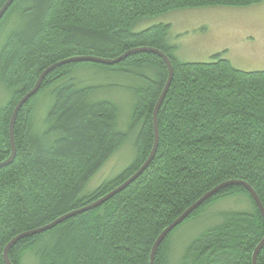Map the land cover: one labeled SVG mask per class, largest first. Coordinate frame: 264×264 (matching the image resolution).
<instances>
[{
  "label": "trees",
  "instance_id": "trees-1",
  "mask_svg": "<svg viewBox=\"0 0 264 264\" xmlns=\"http://www.w3.org/2000/svg\"><path fill=\"white\" fill-rule=\"evenodd\" d=\"M7 0H0V9ZM263 0H15L0 19V162L12 152L10 121L20 101L50 66L76 56L115 59L137 47L166 53L174 75L158 113L153 160L125 189L100 206L51 229L18 240L13 264H150L161 232L206 193L243 181L264 206V70L236 68L222 53L209 62L180 61L168 43L170 24L136 30L141 18L199 7H248ZM17 23L9 28L11 23ZM115 70L139 81L125 128L116 103L92 98L93 87L74 76L81 65ZM165 60L135 53L114 64L91 61L57 66L20 109L16 155L0 167V264L16 236L81 209L135 174L155 143L154 111L168 81ZM42 111L43 118L39 115ZM39 120V121H38ZM134 139L135 156L118 174L87 191L93 177ZM241 196L246 212L222 215L186 247L179 264H253L264 238V217L248 189L230 184L174 228L154 264H170L172 235L212 204ZM257 264H264V246Z\"/></svg>",
  "mask_w": 264,
  "mask_h": 264
},
{
  "label": "rangeland",
  "instance_id": "rangeland-1",
  "mask_svg": "<svg viewBox=\"0 0 264 264\" xmlns=\"http://www.w3.org/2000/svg\"><path fill=\"white\" fill-rule=\"evenodd\" d=\"M17 23L13 22L9 28ZM170 24L168 43L176 47L180 61L209 62L217 53L242 70H264V0L248 7H199L177 9L150 18H141L136 30ZM6 32L0 35V48ZM82 86L94 88L92 98L113 101L119 108V123L125 128L132 110L134 96L131 88L139 81L115 70H103L94 65H81L74 73ZM7 100V91L0 87V106ZM41 120L42 111H39ZM38 120V121H39ZM130 136L119 150L93 177L87 191L122 171L134 158V139ZM251 209L244 197L220 200L206 209L203 216L188 220L172 235L170 264H179L189 243L207 228L221 222L222 215Z\"/></svg>",
  "mask_w": 264,
  "mask_h": 264
},
{
  "label": "water",
  "instance_id": "water-1",
  "mask_svg": "<svg viewBox=\"0 0 264 264\" xmlns=\"http://www.w3.org/2000/svg\"><path fill=\"white\" fill-rule=\"evenodd\" d=\"M15 0H7L5 2V4L3 5V7L0 9V19L4 16V14L6 13V11L8 10V8L11 6V4L14 2ZM140 52H153L158 54L159 56H161L169 69V77H168V81L163 89V92L157 102V105L155 107V111H154V128H155V143H154V147L153 150L150 154V156L148 157V159L146 160V162L142 165V167L135 173L133 174L129 179H127L124 183H122L120 186L116 187L114 190H112L111 192H109L108 194L104 195L103 197H101L100 199L96 200L95 202L81 208L78 210H74L72 212H69L65 215H63L62 217L56 219L55 221H53L52 223H49L43 227H40L38 229H35L33 231H28L25 233H22L18 236H16L15 238H13L5 247L4 250V260L6 262V264H13L12 261L10 260L9 257V251L10 248L21 238L35 234V233H40L43 231H46L48 229L53 228L54 226H56L57 224H59L60 222L75 216L76 214L82 213L84 211L87 210H91L94 209L98 206H100L101 204H103L105 201H107L108 199H110L111 197H113L115 194H117L118 192L122 191L123 189H125L129 184H131L134 180H136L142 173L143 171L148 167V165L150 164V162L153 160L156 151H157V147H158V142H159V124H158V113H159V109L160 106L168 92V89L170 87V84L172 82L173 79V75H174V68H173V64L171 62L170 57L164 53L161 50L155 49V48H151V47H137V48H133L130 49L128 51H126L124 54H122L121 56L115 58V59H105V58H101V57H97V56H76V57H72L69 59H66L64 61H60L58 63L53 64L52 66H50L49 68H47L39 77L38 81L36 82L35 86L33 89H31L28 93H26V95H24L20 101L18 102V104L16 105L12 117H11V121H10V131H9V135H10V143H11V155L3 162H0V167L5 166L9 163H11L16 155V141H15V122L17 119V115L20 111V109L22 108V106L32 97L34 96L38 90L41 87L42 81L45 78V76L52 71L54 68H56L57 66H60L62 64L65 63H71V62H85V61H91V62H96V63H101V64H106V65H114L117 64L121 61H123L124 59H126L127 57H129L132 54L135 53H140ZM230 184H242L244 185L248 191L251 193L252 197L254 198V200L256 201L263 217H264V206L257 194V192L253 189V187L251 185H249L246 182L243 181H228L225 182L217 187H215L214 189H212L211 191H209L208 193H206L203 197H201L196 203H194L191 207H189L180 217H178L172 224H170L166 229H164L161 234L158 236L157 240L154 243V246L152 248L151 251V257H150V264H154L155 261V256L158 250V247L160 246V244L163 242V240L167 237V235L174 229L176 228L179 224H181L191 213H193L197 208H199L202 204H204L213 194H215L219 189H221L224 186L230 185ZM264 246V238L262 239V241L259 243V245L256 247L254 254H253V264H257V258H258V254L260 252V250L262 249V247Z\"/></svg>",
  "mask_w": 264,
  "mask_h": 264
}]
</instances>
